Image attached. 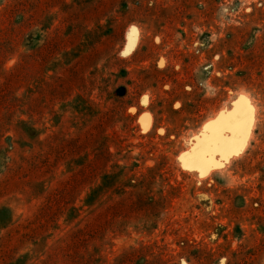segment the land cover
<instances>
[{
  "label": "rangeland",
  "instance_id": "obj_1",
  "mask_svg": "<svg viewBox=\"0 0 264 264\" xmlns=\"http://www.w3.org/2000/svg\"><path fill=\"white\" fill-rule=\"evenodd\" d=\"M0 264H264V0H0Z\"/></svg>",
  "mask_w": 264,
  "mask_h": 264
},
{
  "label": "snow or ice",
  "instance_id": "obj_2",
  "mask_svg": "<svg viewBox=\"0 0 264 264\" xmlns=\"http://www.w3.org/2000/svg\"><path fill=\"white\" fill-rule=\"evenodd\" d=\"M132 32L138 35L135 29ZM253 122L254 109L251 102L247 97L240 96L230 112H221L214 121L204 126V131L195 138L196 145L181 159H190L203 175L206 168L216 164L213 157L217 154L224 160L240 154L247 143Z\"/></svg>",
  "mask_w": 264,
  "mask_h": 264
},
{
  "label": "bare ground",
  "instance_id": "obj_3",
  "mask_svg": "<svg viewBox=\"0 0 264 264\" xmlns=\"http://www.w3.org/2000/svg\"><path fill=\"white\" fill-rule=\"evenodd\" d=\"M217 116V115H216ZM214 120V119H213ZM203 130V129H202ZM202 132V131H201Z\"/></svg>",
  "mask_w": 264,
  "mask_h": 264
}]
</instances>
